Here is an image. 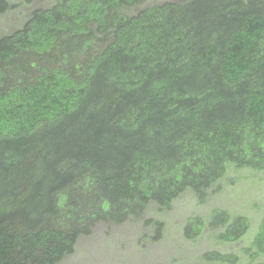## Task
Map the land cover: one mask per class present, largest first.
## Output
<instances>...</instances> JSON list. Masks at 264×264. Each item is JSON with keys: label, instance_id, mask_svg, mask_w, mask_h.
I'll use <instances>...</instances> for the list:
<instances>
[{"label": "trees", "instance_id": "obj_1", "mask_svg": "<svg viewBox=\"0 0 264 264\" xmlns=\"http://www.w3.org/2000/svg\"><path fill=\"white\" fill-rule=\"evenodd\" d=\"M145 1L56 0L0 38V264H59L100 221L264 171V0L125 11ZM251 224L216 209L184 234L235 242ZM249 250L264 259V217Z\"/></svg>", "mask_w": 264, "mask_h": 264}, {"label": "rangeland", "instance_id": "obj_2", "mask_svg": "<svg viewBox=\"0 0 264 264\" xmlns=\"http://www.w3.org/2000/svg\"><path fill=\"white\" fill-rule=\"evenodd\" d=\"M3 1L6 9L0 12V38L20 29L34 10L56 3V0ZM164 1L146 0L127 6L125 11L135 14ZM219 185L203 204L188 190L169 209L151 204L140 219L121 224L100 221L91 234L79 237L75 251L59 264H226L205 260L203 256L209 251L237 254L239 260L234 264L263 261L262 257L247 255L254 253L249 248L264 217V171L231 167ZM216 209L232 216H248L252 222L249 232L235 242H220L217 230L206 229L191 238L185 236L188 220L207 218Z\"/></svg>", "mask_w": 264, "mask_h": 264}]
</instances>
